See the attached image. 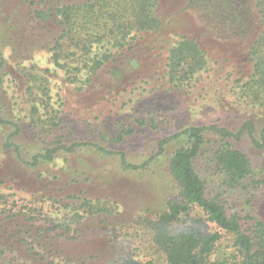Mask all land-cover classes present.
Wrapping results in <instances>:
<instances>
[{
    "label": "rangeland",
    "instance_id": "1",
    "mask_svg": "<svg viewBox=\"0 0 264 264\" xmlns=\"http://www.w3.org/2000/svg\"><path fill=\"white\" fill-rule=\"evenodd\" d=\"M72 1L0 0V48L6 62L1 73L9 93L3 104L13 108L18 97L22 98V104L27 106L25 111L22 112V105L17 106L15 112L10 110L9 117L22 124L24 149L32 155L41 151L43 145L35 135L39 133L40 137H45L43 126L38 125L32 130L29 116L31 118L32 108L40 103L43 94L31 95L28 91L33 79L12 80L19 69L43 75L53 102L62 112L60 131L54 136L61 135L64 143H96L107 150L124 153L131 164H147L137 171H125L118 156L81 149L70 156L61 155L51 165L27 168L4 150L3 143L11 131L0 126V240L8 239L1 228V219L9 211L32 215L41 212L42 216H37L40 224L45 223L44 217L57 224H68L73 213L66 217L63 202L54 204L50 199L41 202L40 198L42 195L48 197L49 192L59 195L60 189H65L64 194L84 197L86 194L82 192L86 190V196L110 203L108 207L114 208L115 213L107 217L108 221L101 228L92 223L85 224L82 237L72 245L60 247L62 252L58 258L61 263L65 264L70 256L75 261L85 259V264H107L110 255L119 254L121 258L166 264L164 255L154 245L147 217L160 211L163 203L177 193L169 163L180 141L167 144L161 155L159 145L192 126L218 124L235 132L247 121L255 123V138L261 141L263 97L258 99L243 88V83L252 74L248 49L254 39L253 33L257 31V21L250 11L241 12L240 9L231 21L218 12L210 14L201 7L200 0H161L159 17L163 28L157 37L161 41L169 35L172 44L185 35L194 39L199 37L208 52L207 70L196 75L187 88L186 85L181 89L170 87L162 71L166 55L161 60L143 63L140 60L143 55L129 52L116 57L99 71L91 88L82 89V85L73 83L75 78L72 76L75 69L80 71L83 67L81 49L67 43L63 60L60 65L55 64L49 45L57 37V25L48 22L51 31L47 35L35 15L36 10H51L58 3L71 4ZM232 10L229 13H233ZM133 58L138 61L133 62ZM41 114L43 111L36 117ZM229 142L248 155L255 182L236 192L226 191L230 204L228 214H237L242 231L252 235L255 221H264V149L257 148L248 136L238 142ZM204 165L205 161H202L197 170L202 178L210 180V191L214 190L219 196L223 191L217 176ZM66 184H69L67 189ZM109 225V232H106L104 229ZM112 246L116 248L113 254ZM231 246V243H224L227 250ZM106 255L109 257L102 259L101 256Z\"/></svg>",
    "mask_w": 264,
    "mask_h": 264
},
{
    "label": "trees",
    "instance_id": "2",
    "mask_svg": "<svg viewBox=\"0 0 264 264\" xmlns=\"http://www.w3.org/2000/svg\"><path fill=\"white\" fill-rule=\"evenodd\" d=\"M160 1L73 0L71 4L58 3L51 10H36L35 15L38 22L43 24L44 31L48 32L47 35L51 31L47 23L53 21L57 25L59 32L49 45L55 64L60 65L63 60L67 43L70 47L81 49L83 67H80V71L75 69L72 76L75 78L73 83L82 85V89L91 88L99 71L116 57L128 55L129 52L143 55L140 59L143 63L154 59L161 60L166 55L165 64L161 62L166 84L179 89L186 85L187 88L196 75L207 70L208 52L199 37L194 39L185 35L172 44L169 35L164 34L168 37L160 41L157 37L163 28L159 17ZM200 2L205 11L210 14L218 12L229 20L238 15L237 9L241 12L250 11L254 15L257 31L253 33L254 39L248 49L252 74L243 83V88L255 94L258 99L263 97L261 100L264 101V0ZM230 10L233 13H229ZM131 60L138 61L135 58ZM5 66L4 54L0 48V126L11 131L3 146L5 151L12 153L25 167L38 169L51 165L61 155L70 156L81 149H93L118 156L125 171H137L147 164H131L124 153L107 150L96 143H64L61 135L54 136L53 134L60 131L62 112L49 94L51 89L46 78L30 70L19 69L17 76L13 72L15 80L12 81L23 82V78L26 81L25 77L33 79L28 91L31 95L39 92L43 94L40 103L32 108V119L30 116L29 119L32 130L38 125L43 126L45 137L36 133L35 137L43 146L41 151L30 154L22 145V124L18 119L9 117L10 110L15 112L17 106L22 105L23 112L26 104H22L20 97L14 102L13 108L9 109L8 105L3 104L9 94L1 73ZM85 67L88 69L86 74ZM72 76L69 77L70 80ZM244 80L245 78L242 79ZM261 100H258L259 104ZM42 111L43 114L36 117ZM255 132L253 121L245 122L235 132L218 124L198 125L186 128L160 143L161 155L167 144L174 140L180 141L169 163L170 175L177 186V193L163 203L160 211L147 217L154 245L164 255L166 264H264V221H255L252 235L243 232L240 217L237 214H228L227 206L230 204L226 196V191L236 192L246 184L255 182L248 155L234 148L229 142H238L248 136L257 148L264 149V130L260 142L256 140ZM202 161H205L204 166L217 176L219 188L223 191L219 196L214 190L210 191V180L202 178L197 170ZM40 178L43 179L42 176ZM67 188L69 184H66ZM58 191L60 196L49 192L48 197L42 195L40 201L50 199L54 204L63 202L66 217L73 213L71 222L57 224L58 222L49 221L44 217L45 223L40 224L37 216L41 217V212L32 215L30 212L9 211L8 215L1 219V228L8 239L5 237V241L0 240V264H63L58 258L62 252L60 247L65 244L72 245L83 234L82 227L85 224L92 223L101 228L108 221V216L112 217L115 213L114 208L108 207L110 203L86 196V190L82 192L86 194L84 197L64 194L65 189ZM73 225L76 226L75 229L72 228ZM109 228L110 225L104 230L109 232ZM226 242L231 243L230 250L224 248ZM114 247H110L112 254L116 251ZM67 257L65 264L86 262L85 259L75 261L72 257ZM101 257L108 258L109 255ZM110 258L107 264H160L154 260L121 258L119 254L110 255Z\"/></svg>",
    "mask_w": 264,
    "mask_h": 264
}]
</instances>
